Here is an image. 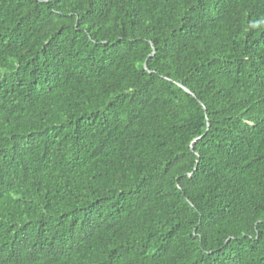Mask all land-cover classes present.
Returning <instances> with one entry per match:
<instances>
[{
	"label": "trees",
	"instance_id": "obj_1",
	"mask_svg": "<svg viewBox=\"0 0 264 264\" xmlns=\"http://www.w3.org/2000/svg\"><path fill=\"white\" fill-rule=\"evenodd\" d=\"M0 264H264V0H0Z\"/></svg>",
	"mask_w": 264,
	"mask_h": 264
}]
</instances>
